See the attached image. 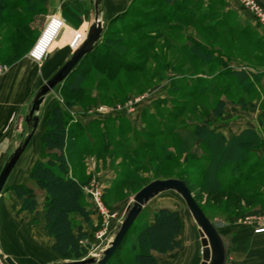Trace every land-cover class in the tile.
Returning <instances> with one entry per match:
<instances>
[{
	"label": "rangeland",
	"instance_id": "1",
	"mask_svg": "<svg viewBox=\"0 0 264 264\" xmlns=\"http://www.w3.org/2000/svg\"><path fill=\"white\" fill-rule=\"evenodd\" d=\"M31 1L30 5L37 0ZM255 1L264 10L258 0ZM7 2L11 6L22 4L26 7L29 4L26 0ZM38 3L40 5L30 12L29 19L23 20L22 29L14 26L18 18L26 16L21 11L23 6L20 11L7 10L0 15V22L2 21V26L7 29L6 32H0V43L9 35L19 36L13 47L21 50L23 57H29L30 51L41 38L49 16V1L38 0ZM121 15L120 19L111 25L107 19L103 25V36L108 31L110 40L129 44L127 56L144 70L131 76V82H137L135 88L128 90L119 86L123 88L126 98L118 99L116 96V99L110 102L102 98L100 88L95 86L88 93V96L96 99L95 103L67 106L61 93V85L46 98L39 114L42 121L40 123L45 129L46 116L56 103L67 110L74 122H78L75 120L78 114L97 111L100 107H124L130 101H139L133 112L110 115L132 119L135 113L142 111V106L147 101L153 100L157 104L154 109L157 114L155 117L147 121L148 114L144 115L146 125H150L147 131L145 129L148 133L134 130L126 120L118 128L112 123L114 127L108 128L109 131L102 127L86 126V140L93 146V151L83 153L71 171L84 185V204L92 217V223L89 224L91 234L82 243L89 252L85 258L96 256L106 247L122 222L133 197L143 187L154 180L184 178L198 203L218 229L226 235L227 230H230L227 239L234 250L232 257L235 259L238 250H244V246L235 241L238 239L235 235L246 234L250 230L256 234L259 223L264 225V156L258 159L255 150L251 155L253 160L250 164L241 168L227 166L221 175L224 192L205 191L199 166L196 161H190V158L194 157L179 152L180 138L187 133L182 134L180 131L197 122H218L217 119L225 115L229 104L250 109L261 107V110H264V26L239 0H179L173 6L166 5L164 0H132L126 4V9ZM50 17L55 15L48 18ZM8 20L15 21L14 26L9 24ZM29 42H32L30 46ZM10 51L0 53V67H11ZM200 55L208 61L203 63L198 59ZM43 62L33 63L41 66ZM237 73L249 74L247 82L238 84L240 78ZM94 76L95 81L89 84L96 85L101 79L95 73ZM126 77L128 76L123 75L121 79ZM242 88H251L253 92L245 93ZM111 94L113 96V93ZM183 102H188L190 106L184 107ZM262 120L264 123V114ZM170 128H175L176 131L170 132ZM108 133L112 138L110 141L107 139ZM144 140L153 148L141 147ZM23 141L20 140L19 144ZM163 149L172 156H165ZM193 150L199 149L194 146ZM198 152V155L202 156L200 150ZM100 161H103L102 170L99 167ZM251 168L254 169L252 174ZM109 171L115 174H107ZM231 184H234L237 190L243 191L242 197L229 193L226 187ZM98 192L102 194L104 217L92 200ZM39 199L46 201V197L41 193ZM162 208L179 211L185 228L190 226L195 239L189 246L182 238V233V248L168 254L155 253L157 264L202 263L203 246L198 225L181 196L168 192L154 199L146 207L142 221L134 224L110 264H126L128 244L143 224L153 222L154 214ZM79 226H82V221L80 223L75 220V228ZM233 232L234 235L231 234ZM241 239L244 240L245 237ZM256 246L258 251L264 250L263 246ZM185 247L190 251L186 252ZM263 255L253 253L251 256L243 252L240 255L241 262L264 264ZM63 261L65 260L61 259L60 263Z\"/></svg>",
	"mask_w": 264,
	"mask_h": 264
},
{
	"label": "trees",
	"instance_id": "2",
	"mask_svg": "<svg viewBox=\"0 0 264 264\" xmlns=\"http://www.w3.org/2000/svg\"><path fill=\"white\" fill-rule=\"evenodd\" d=\"M178 2L179 0H164L168 6H173ZM26 3H29L26 7L22 4L11 6L7 0H0V15L7 10L20 11L24 7L21 11L26 14L25 17L18 18L19 20L16 22L8 20L9 24L14 26L15 22L14 27L22 29L23 20L29 19L30 12L36 9L37 5H40L38 0L32 5H30L31 0H26ZM121 16V14L116 16L109 25L120 19ZM31 21L34 22V18L31 17ZM6 30L1 21L0 32L3 33ZM13 35H9L0 43L1 54L11 50L9 66L24 58V53L13 47L19 39V36ZM108 35L109 32H105L95 51L81 62L77 70L63 84L61 93L67 106L95 103L96 99L88 96V93L95 86L101 89L99 91L103 94L102 98L108 99L110 102L113 101L112 99H116V96L118 99L126 98L122 91L123 88L120 87L124 86L128 90L135 88L137 82H131V76L133 77L135 72L141 73L144 70H141L138 64L127 56L129 44L110 40ZM31 44L32 42H29L28 46ZM198 59L203 63L208 61L201 55L198 56ZM94 73L101 77L96 85L89 84L91 81H95ZM123 75L128 77L121 79ZM236 75L240 78L238 84L247 82L249 77V74L245 73H237ZM242 90L249 94L253 92L251 88H242ZM183 103L184 107L190 106L188 102ZM221 115L219 114V116ZM111 118L113 117L109 116L108 119ZM93 126L101 127V124L96 122L90 127ZM110 127V124H107L106 131H109L108 128L111 129ZM189 127L180 131L182 134L187 133L180 138L179 152L182 155L187 154L188 157H194L190 158V161H196L199 166L200 175L203 179V190L212 193L224 192L221 175L227 166L241 168L250 164L253 160L251 156L253 151L261 147L259 137L252 131L244 132L228 141L221 133L211 131L205 125L194 124ZM87 130L86 126L74 122L67 110L56 103L46 116L45 131L41 141L42 159L35 163L30 181L9 188L19 199L26 200V209L31 212L36 210L37 202L28 200V198L35 194L36 189L46 193L47 232L54 239L52 251L60 259L67 261L83 260L89 254L87 247L82 244L87 240L88 235L82 226L75 228L74 219L79 216L85 223H91L92 217L84 204V185L71 172L73 165L83 153L93 151V146L86 140ZM172 131H176V129L170 128V132ZM107 137L109 141L112 139L109 133ZM197 144H201L199 149L204 152L205 157H199L197 151L193 150ZM147 146H149V142L141 145V147ZM151 147L153 148V146H149V149ZM163 152L167 157L172 156L165 149ZM251 169L250 173L252 174L254 169ZM179 179L187 183L184 178ZM226 188L232 195L243 196V191L237 190L234 184ZM203 211L208 216L204 209ZM144 215L145 213L140 216L136 223L139 224ZM208 218L210 219L209 216ZM183 229L184 223L179 211L167 208L160 209L153 216V225L143 224L128 244L129 254L126 264H157L155 253L168 254L180 250L182 248L181 235ZM129 256H131L130 260ZM132 256H134L133 259Z\"/></svg>",
	"mask_w": 264,
	"mask_h": 264
},
{
	"label": "crops",
	"instance_id": "3",
	"mask_svg": "<svg viewBox=\"0 0 264 264\" xmlns=\"http://www.w3.org/2000/svg\"><path fill=\"white\" fill-rule=\"evenodd\" d=\"M48 1L49 16H58L65 22V28L56 41V36L54 37L56 29L52 28L47 32L48 34L41 44L42 49H47L48 46L50 47L52 44V47L48 48H53L48 54V57L41 66H38L26 56L8 68L6 72L0 74V174L10 156L20 146V140H25L31 132L26 118L35 95L70 59L76 48L86 40L95 21V4L97 0ZM131 1L132 0H103L100 5L103 25L106 24L107 19L111 21L116 16L123 13L126 9V4ZM258 2L264 7V0H258ZM156 105L157 104L153 100L147 101L142 106V111L138 114L135 113L132 119H126L125 116L121 115H114L112 116L113 118L110 119L112 120L110 122L108 119L109 116L99 115L97 111H93L83 115L78 114L75 116V120L87 127L98 122L104 129L107 124L114 127L111 125L112 123L118 128L121 123H124L126 120L134 127V130L141 133H148L145 132V129L147 131L150 125H146L144 115L148 114L147 121L153 118V116L155 117L157 115L154 111ZM263 114L264 110H261V107L250 109L249 107L243 108L240 105L229 104L226 107L225 115L217 119L218 122L208 123L206 121V123L203 124L198 122L194 124L200 126L205 125L209 130L221 133L228 141L244 132H255L262 144V146L255 151L256 157L259 159L261 156H264ZM41 123L30 145L12 172L9 182L0 197L1 264H3L2 262L6 263V258L13 259L17 264H60L61 261L52 251L54 239L50 237L47 232L45 202L39 199V193L44 197H46V193L36 189L35 194L28 198V200H35L37 202L36 210L31 212L26 209V200L19 199L9 189L14 185L29 182L35 163L42 159L41 141L45 129L44 126L42 127ZM143 143H148V141L144 140ZM195 147L199 149V144L195 145ZM199 150L203 156L204 152L201 149ZM199 150H197V154H199ZM169 151L171 152L172 150L169 148ZM198 156L202 157L200 155ZM102 162L103 161H100L99 164L101 170L104 168ZM113 173V171H109L107 174ZM75 220L80 221V223L82 221L83 229L87 235L90 236L91 231L89 224L92 222L85 223L79 216H76ZM150 224L153 225V222ZM229 231L227 230L228 233L226 235L219 229L220 234L230 248V259L232 262L243 264L241 262L242 257L240 256L243 252L245 254L249 253L251 256L253 253L264 254V250L258 251L257 248H255L257 247L256 245L264 247V234L256 235L250 230V232L246 234L243 233L240 235L238 233L235 235V237L238 238L235 241L238 242V245H243L244 250L241 251L240 249L238 252L236 251V260L233 259L232 255L234 250L230 247V243L227 239V236L230 235ZM231 234L234 235V232ZM244 237L245 239L242 240L241 238Z\"/></svg>",
	"mask_w": 264,
	"mask_h": 264
},
{
	"label": "water",
	"instance_id": "4",
	"mask_svg": "<svg viewBox=\"0 0 264 264\" xmlns=\"http://www.w3.org/2000/svg\"><path fill=\"white\" fill-rule=\"evenodd\" d=\"M102 1L103 0L96 1L95 21L86 40L77 47L71 58L39 89L35 95L29 114L26 118V122L31 128V132L10 156L0 174V197L2 196L12 172L16 168L39 128L41 122L39 114L46 98L58 86L63 85L77 70L81 62L91 55L99 45L104 31L100 10ZM168 192H174L181 196L196 224L200 227L201 243L203 246V261L201 264H236L230 259V248L220 234L218 227L208 218L200 207L187 183L184 180L177 178L154 180L137 192L126 209L122 222L117 226L110 242L96 256L79 261L65 260L60 264H110L115 254L126 240L130 230L144 213L146 207L154 199ZM6 263L17 264L11 258H6Z\"/></svg>",
	"mask_w": 264,
	"mask_h": 264
},
{
	"label": "built area",
	"instance_id": "5",
	"mask_svg": "<svg viewBox=\"0 0 264 264\" xmlns=\"http://www.w3.org/2000/svg\"><path fill=\"white\" fill-rule=\"evenodd\" d=\"M71 1V0H69ZM239 2L247 9L249 10L251 13H253L257 19L259 20V22L261 24H263L264 26V10L258 6V4L256 3L255 0H239ZM64 21L55 16V17H50L48 18L43 32L41 33V38L39 39V41L35 44V46L33 47V49L30 51L29 53V58L38 64H41L48 56V54L51 52V49H48L50 47H52L50 44V47L48 46L47 49L45 48H41V44L44 41L46 35L48 34L47 32L52 29L55 28L56 29V33L54 35V37L56 36L55 41L58 39V37L60 36L62 30L64 29ZM54 43V41H53ZM8 70V67L6 66H1L0 67V74L6 72ZM139 101H135V102H129V104L125 105L124 107L119 105L116 106L114 108H108V107H100L97 110V113L99 115H103V116H110L112 114H119L121 112H133L134 109L136 108V104ZM101 196L102 194L100 192H98L97 194H94V196L92 197L93 203L97 206V209L99 210V212L101 213V216L104 217L105 213L103 211V207H102V202H101ZM256 234H263L264 233V225L263 223H259V228L256 229L255 231Z\"/></svg>",
	"mask_w": 264,
	"mask_h": 264
},
{
	"label": "bare ground",
	"instance_id": "6",
	"mask_svg": "<svg viewBox=\"0 0 264 264\" xmlns=\"http://www.w3.org/2000/svg\"><path fill=\"white\" fill-rule=\"evenodd\" d=\"M189 210V209H188ZM191 213V212H190ZM192 215V214H191ZM193 217V216H192ZM194 219V218H193ZM195 221V220H194ZM189 225V224H188ZM198 228H199V233H200V227L198 226ZM195 237V236H194ZM193 237V231H192V229H190V226H189V228H187V226H186V228H184V232H183V237L182 238H184V241H185V243L186 244H188L189 246H191V243H192V241L195 239ZM186 248V247H185ZM187 248L189 249V247L187 246ZM186 248V252H189L190 250H188Z\"/></svg>",
	"mask_w": 264,
	"mask_h": 264
}]
</instances>
